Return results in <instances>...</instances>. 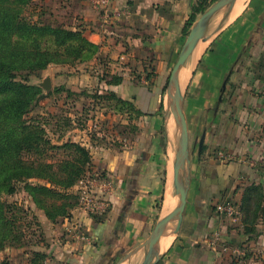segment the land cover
I'll return each instance as SVG.
<instances>
[{
  "label": "crops",
  "instance_id": "1",
  "mask_svg": "<svg viewBox=\"0 0 264 264\" xmlns=\"http://www.w3.org/2000/svg\"><path fill=\"white\" fill-rule=\"evenodd\" d=\"M33 1L37 17L54 26L81 29L99 46L97 55L83 63L107 66L122 75L124 81L117 85L99 82L122 98H135L136 109L142 111L133 114L129 136L121 144H85L91 151V168L112 181L105 192L110 202L107 212L92 215L77 205L70 217L56 222L40 214L50 242L41 249L50 256L47 264H116L170 212V198L177 199L171 183L173 122L162 91L193 23L203 12L189 26L199 0H112L110 8L119 15L104 21L91 0ZM237 4L238 0L204 42L184 92L189 137L197 142V149L191 155L180 230L166 243L156 264H264L261 220L259 235L249 242L254 254L240 259L220 242L212 245L215 233L227 242L245 239L241 223H232L215 205L231 200L239 206L246 185L256 182L264 187V0H244L232 17ZM72 190L76 193V185ZM67 219L84 237L67 233Z\"/></svg>",
  "mask_w": 264,
  "mask_h": 264
},
{
  "label": "trees",
  "instance_id": "2",
  "mask_svg": "<svg viewBox=\"0 0 264 264\" xmlns=\"http://www.w3.org/2000/svg\"><path fill=\"white\" fill-rule=\"evenodd\" d=\"M31 1L0 0V251L19 243L23 236L17 212L24 208L17 203H6L2 200L3 194L16 193L19 184L23 183L35 206L51 222H56L70 217L78 205V196L72 188L92 164L91 151L83 143L71 140L54 143L40 121L26 119L42 89L19 80L18 75L23 71L46 69L52 63L74 65L89 61L97 55L99 46L81 29L54 26L25 17L23 7ZM214 1L199 0L193 7L189 26L197 14L204 12ZM108 74L109 79L101 78L107 84L117 85L124 81L120 74ZM168 78L163 84L162 96ZM64 88L56 87L54 92ZM107 98L116 100L119 113L126 108L135 115L142 112L136 109L135 98H122L113 90ZM61 150L65 152L63 158L59 161L49 159L51 151ZM239 206L243 213L240 223L245 239L240 243L222 242L243 247L246 250L243 258H246L254 254L249 242L259 235L257 223L264 222L263 185L256 182L246 185ZM33 256L30 264H45L50 257L44 250L33 251ZM0 264L15 263L0 258Z\"/></svg>",
  "mask_w": 264,
  "mask_h": 264
},
{
  "label": "rangeland",
  "instance_id": "3",
  "mask_svg": "<svg viewBox=\"0 0 264 264\" xmlns=\"http://www.w3.org/2000/svg\"><path fill=\"white\" fill-rule=\"evenodd\" d=\"M243 2L244 0L236 6L232 17L239 12ZM34 5L35 1L32 0L28 5L24 6L23 15L32 20H40L44 23L51 24L36 16ZM223 17L221 13L215 18L210 30L211 36L214 35L216 27L223 20ZM200 45V47L198 46L199 49L197 52L195 51L196 54L194 53L195 56L194 54L192 55L193 60L185 75L183 84L184 92L187 91L192 76L191 71L199 61L200 53L205 43L201 42ZM180 51L178 52L174 65L178 60ZM111 71L107 66L99 67L96 64L92 67V64L86 63H77L74 65L52 63L43 70L21 72L18 75L19 80L31 85H38L42 89V94L32 105L30 112L26 115V119L40 121L46 129V134L54 143L61 144L64 141L71 140L83 143L84 145L89 144V142L100 146L109 145L110 143L121 144L129 136L128 133L130 132V124L133 118L131 115L133 114L128 111L129 108L124 109L125 111L123 113H119L115 107L117 105L116 100L107 98L110 90H107L105 85L102 86L99 80L102 77H108V73H112ZM47 77H50L52 82V87L49 90L42 87V83ZM69 80L71 81L70 83L68 82ZM62 86L65 87L63 91L54 92L56 87ZM168 103L169 101L166 99L167 108L169 106ZM196 149L197 142L191 138V155ZM64 156L65 152L62 150L51 151L49 153V159L51 161H59ZM89 170H93V168L90 166ZM75 194L77 195V193ZM2 200L6 203H17L23 206L24 210L17 212L20 231L23 232L22 239L19 243L7 246L1 250L0 258L7 259L15 264H30L34 257L33 251L50 246V242L46 240V230L48 228L45 227L40 217V214H44V212L38 209L32 202L31 197L24 189L23 183L19 184L16 193L3 194ZM174 225L172 224L171 226L173 227ZM172 239L162 242L170 244ZM47 263L48 260L45 264Z\"/></svg>",
  "mask_w": 264,
  "mask_h": 264
},
{
  "label": "water",
  "instance_id": "4",
  "mask_svg": "<svg viewBox=\"0 0 264 264\" xmlns=\"http://www.w3.org/2000/svg\"><path fill=\"white\" fill-rule=\"evenodd\" d=\"M236 1L237 0H216L193 23L180 51L178 60L170 72L164 92V96H166L165 103L166 99L169 101L170 111L168 110V113L177 129L173 158V180L174 190L178 196L177 205L171 212L159 220L150 236L143 243L127 252L116 264H156L161 258V252L158 248L161 238L167 234H172L174 236L180 230L191 178L190 137L187 119L183 110L184 91L183 84L180 81V74L200 43L207 41L211 37L210 30L215 18L221 13L224 16L223 20L216 27V30H218ZM229 77L230 74L222 83L218 99L219 104L223 100ZM42 87L46 90L52 87L50 77L44 79ZM204 138L205 136L202 135L199 143L200 149L202 148ZM172 224L175 225L172 227Z\"/></svg>",
  "mask_w": 264,
  "mask_h": 264
},
{
  "label": "built area",
  "instance_id": "5",
  "mask_svg": "<svg viewBox=\"0 0 264 264\" xmlns=\"http://www.w3.org/2000/svg\"><path fill=\"white\" fill-rule=\"evenodd\" d=\"M112 0H91L94 9L100 12L104 21L110 20L112 17L118 16L119 11H115L110 8ZM221 156L233 159L232 155H225L224 152H220ZM76 193L78 195V207L88 214L98 215L104 214L109 209L110 202L105 196L107 189L112 187V181L106 177L102 171L98 169L89 170L83 178L76 185ZM216 210L219 214L229 219L232 223H240L242 219L241 209L231 200L220 201L216 204ZM67 233L73 234V237H84L77 230V225L67 219ZM221 233H215L212 245L216 247V244L220 242L224 250H231L239 257L243 258L246 255V250L243 247H233L222 242Z\"/></svg>",
  "mask_w": 264,
  "mask_h": 264
},
{
  "label": "bare ground",
  "instance_id": "6",
  "mask_svg": "<svg viewBox=\"0 0 264 264\" xmlns=\"http://www.w3.org/2000/svg\"><path fill=\"white\" fill-rule=\"evenodd\" d=\"M242 0H238V4L241 2ZM237 4V5H238ZM202 45V44H201ZM199 45V47L201 46ZM199 47L197 48V50L199 49ZM196 50V52H197ZM195 52V54H196ZM194 54V56H195ZM192 58V57H191ZM193 58L190 59L186 65V67H184L182 70H181V74H180V81L182 84H184V78H185V75L187 73V70L189 68V65L191 64ZM169 108V106H168ZM170 120V119H169ZM170 122V121H169ZM171 125V124H170ZM170 133H171V147H170V153H171V158H172V161H173V158H174V152H175V144H176V137H177V129L175 127V124H173V126L171 127V130H170ZM171 183L173 184V187H174V180H173V173H172V177H171ZM173 191V190H172ZM170 204H169V210L170 212L176 207L177 205V199H178V196H177V199L174 198V197H171L170 198ZM173 238V235L172 234H167V235H164L160 242L161 244H159L158 248L160 250V252H163L164 250H166L167 246H166V243L162 242V241H165V240H169ZM166 247V248H165Z\"/></svg>",
  "mask_w": 264,
  "mask_h": 264
}]
</instances>
